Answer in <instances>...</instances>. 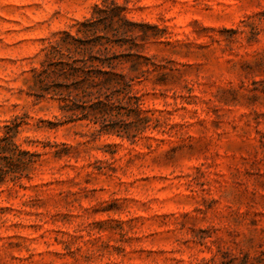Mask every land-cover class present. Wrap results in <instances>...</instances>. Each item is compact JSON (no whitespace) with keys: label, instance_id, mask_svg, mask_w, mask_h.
Listing matches in <instances>:
<instances>
[{"label":"clouds","instance_id":"1","mask_svg":"<svg viewBox=\"0 0 264 264\" xmlns=\"http://www.w3.org/2000/svg\"><path fill=\"white\" fill-rule=\"evenodd\" d=\"M0 264H264V0H0Z\"/></svg>","mask_w":264,"mask_h":264}]
</instances>
